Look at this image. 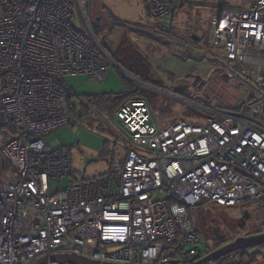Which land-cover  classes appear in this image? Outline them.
<instances>
[{"label": "built area", "instance_id": "built-area-1", "mask_svg": "<svg viewBox=\"0 0 264 264\" xmlns=\"http://www.w3.org/2000/svg\"><path fill=\"white\" fill-rule=\"evenodd\" d=\"M144 1L165 26L189 5ZM86 2L0 0V264H60L52 258L62 256L197 264L210 250L202 253L192 212L209 204L257 205L255 235H264V0L216 7L208 43L223 58L159 90L201 110L202 123L180 118L159 130L149 102L129 99L114 115L124 164L77 182L71 148L46 140L73 122L63 81L84 76L103 85L119 68L97 40ZM75 7L88 36L73 27ZM63 178L65 190L57 185Z\"/></svg>", "mask_w": 264, "mask_h": 264}, {"label": "rangeland", "instance_id": "rangeland-1", "mask_svg": "<svg viewBox=\"0 0 264 264\" xmlns=\"http://www.w3.org/2000/svg\"><path fill=\"white\" fill-rule=\"evenodd\" d=\"M188 1L189 5L175 13H178L177 20L174 22V17L171 18V26L166 31V28H161L150 18L144 0H87L86 4L97 40L108 53L112 56L118 53L120 59L125 60L129 54L136 52L140 61L147 65L152 61L157 63L160 61L159 57L174 60V64L179 67L177 74L164 72L165 81L160 80L164 87H167V84L176 87L183 80L182 76L191 69L206 67L211 60L223 58V49L208 43L210 37L208 22L214 9L220 6L225 8L247 6L249 2V0ZM94 2L97 4L94 5ZM73 15L74 29L81 35L88 36L87 26L77 7L74 8ZM193 35L201 40L193 41ZM149 59L152 60L151 63ZM119 72L122 71L118 67H111L109 80L103 85L84 76L66 77L63 81L64 86L73 95L71 101L77 117L73 118L72 124L55 131L46 140L50 144L57 143L72 149V179L77 182L104 177L112 168L121 167L126 160L127 148L120 137L122 132L115 116L112 112L99 109L91 98L100 94H112L113 97L123 94L129 86L121 74H124L127 80L146 89L159 130L180 118L197 123L204 120L203 112L198 108L170 98L164 93L166 90L160 92L161 89L145 82L144 85ZM3 85L4 79L0 78V91ZM82 114L85 116L80 117ZM67 184L68 178L57 181V185L63 190L67 188ZM256 206L250 204L236 208H220L209 204L194 209L192 215L198 236L203 242L202 253L206 255V246L210 248L212 244L209 240L212 235L204 238L199 233V230L212 229L209 218H217L224 224L227 222L224 231L235 233L237 228L232 223L233 220L248 212L251 220L245 232L255 234L261 225V214ZM242 253L245 262L250 261L251 255L254 254L257 260L255 264H264V249L252 248Z\"/></svg>", "mask_w": 264, "mask_h": 264}, {"label": "trees", "instance_id": "trees-1", "mask_svg": "<svg viewBox=\"0 0 264 264\" xmlns=\"http://www.w3.org/2000/svg\"><path fill=\"white\" fill-rule=\"evenodd\" d=\"M175 13L173 14V16ZM161 28H163L160 25ZM170 27V26H167ZM110 54V53H109ZM138 53L129 54L128 57L125 60H121L120 56H118V53L115 55H111L114 61L126 72L134 76L135 78L141 80L142 82H145L147 84L152 85L153 87L161 90L170 91L171 89L169 87H164L163 83L161 82L160 78H156L155 71L150 64H146L144 61H140V59L137 57ZM122 77L126 82H128L129 89L126 90L123 94L117 95L116 97L111 96L112 94H105V95H96L92 96V101L95 103V105L105 111L112 112L113 115L117 112L119 107L127 100L129 99H145L149 102L151 108L153 109V106L151 105L150 101L148 100L149 96L146 92V89H143L138 84L134 83L133 81L127 80L124 74H122ZM75 109L72 106V111L74 112L73 116L77 117ZM82 117V116H80ZM262 248L264 249V245L256 247V249ZM243 253H238L236 255H233L232 258H224L221 259L218 264H255L257 262L256 256L253 254L251 255V260L248 262H245L242 258Z\"/></svg>", "mask_w": 264, "mask_h": 264}, {"label": "water", "instance_id": "water-1", "mask_svg": "<svg viewBox=\"0 0 264 264\" xmlns=\"http://www.w3.org/2000/svg\"><path fill=\"white\" fill-rule=\"evenodd\" d=\"M192 40L195 42H199L201 39L199 37L193 36ZM119 69L125 73L130 78L139 81L143 83L142 81L138 80L128 72L124 71L120 66ZM144 84V83H143ZM145 85V84H144ZM250 219V215L248 212H245L242 219H241V225L240 229H243L245 227V223ZM216 238L218 241H224L225 238L223 236L218 235V230H215L214 232ZM264 245V235H253L247 238H239L235 240L233 243L213 252L208 255H206L203 259H201L197 264H217L219 260L222 258H225L231 254H234L238 251H244L252 248H256L258 246ZM53 262H59L60 264H99L97 262L88 261L83 258H79L76 256H62V257H53ZM46 260H43L39 262L38 264H46Z\"/></svg>", "mask_w": 264, "mask_h": 264}, {"label": "flooded vegetation", "instance_id": "flooded-vegetation-1", "mask_svg": "<svg viewBox=\"0 0 264 264\" xmlns=\"http://www.w3.org/2000/svg\"><path fill=\"white\" fill-rule=\"evenodd\" d=\"M245 213V212H244ZM244 213L238 218V219H235V220H233V224L235 225V228H237V231L235 232V233H230V232H225L224 231V226L225 225H227L228 223L226 222V224H224V223H222L221 221H219L217 218H209V220H210V224H212V229H210L209 228V230H205V231H202V230H199V233H200V235L202 236V237H206V236H208V235H212V238L211 239H209V240H211L212 241V244L210 245V248H209V250H210V253H213V252H215V251H217V250H219V249H221V248H223V247H225V246H227V245H229V244H231V243H233L235 240H237V239H239V238H247V237H250V236H253V235H255V234H252V233H250V232H245V230H246V228H247V226H248V224H249V222H250V220L251 219H249L246 223H245V227L243 228V229H240V225H241V219H242V217H243V215H244ZM251 218V217H250ZM231 223V224H232ZM210 227V226H209ZM215 230H218V235L221 237V236H223L224 238H225V240L224 241H218L217 240V238H216V236H215V234H214V232H215ZM209 231L212 233H209ZM204 233H206V235L204 234ZM207 240V239H206ZM208 241V240H207ZM209 242V241H208ZM249 250H251V249H248V250H246V252L247 251H249ZM245 251V250H244ZM244 251H238V252H236V253H234V254H231V255H229V256H227V257H225V258H232L233 257V255H236V254H238V253H242V252H244ZM222 259H224V258H222ZM218 262H220V260L218 261ZM217 262V263H218Z\"/></svg>", "mask_w": 264, "mask_h": 264}, {"label": "crops", "instance_id": "crops-1", "mask_svg": "<svg viewBox=\"0 0 264 264\" xmlns=\"http://www.w3.org/2000/svg\"><path fill=\"white\" fill-rule=\"evenodd\" d=\"M96 4H97V2H94V5H96ZM177 16H178V13L173 16L174 17V22L177 20V18H178ZM158 24L161 25L163 27V29L166 28L165 31L169 28V27L165 26L163 23H158ZM159 59H160V61H158L157 63H155L151 59H149L150 63L152 61V63L150 65H152V67H153V69L155 71L156 78H158V79L160 78V79L165 81V78L163 77L164 76L163 73L167 72V71H170L169 73H176L177 74L179 67L174 64V60H167L166 58H163V57H162V59L159 57ZM167 87L171 88L172 86L167 84ZM100 95H105V94H100ZM72 97H73V95H72ZM72 97L70 98L71 105H72V101H71ZM73 108H74V106H73ZM72 113L74 114L73 111H72ZM81 116L83 117V116H85V114H82ZM73 118H75V116H73ZM168 125H170V124H168ZM54 145H58V144L54 143ZM71 151H72V149H71Z\"/></svg>", "mask_w": 264, "mask_h": 264}]
</instances>
